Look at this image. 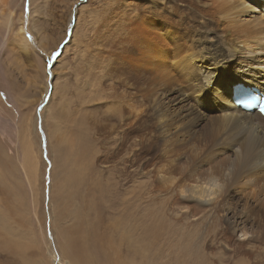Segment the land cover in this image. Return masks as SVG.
<instances>
[{
  "label": "rangeland",
  "instance_id": "rangeland-1",
  "mask_svg": "<svg viewBox=\"0 0 264 264\" xmlns=\"http://www.w3.org/2000/svg\"><path fill=\"white\" fill-rule=\"evenodd\" d=\"M153 1L16 0L15 6L11 1L5 6V13L0 5V264H122L130 256L126 246L144 227L151 239L146 262L140 255L134 256L138 264L217 263L215 249L185 244L187 231L181 229L164 198V185L155 171L164 173V138L156 142L152 164L140 168L144 159L132 156L140 146L132 151V139L118 140L125 127L118 133L114 127L112 105L129 108L127 103L138 104L137 97L142 99L144 91L152 88L148 75L134 76L133 80L144 81L139 88L132 85L124 68L127 73H120L117 40L122 32L146 28L147 23L149 42L162 46L164 0ZM20 26L24 27L21 31L27 29L24 35L32 50L26 54L13 40ZM40 34L43 42L50 41L45 48L39 45ZM53 52L58 56L52 58ZM118 64L119 71L114 72ZM116 89L119 96L114 94ZM127 92L137 97L126 96L130 95ZM160 94L158 105L164 110V94ZM205 106L209 103L200 104L209 112ZM163 113L153 116L150 110L145 119L158 138L164 136ZM24 140L31 145L30 163L25 158ZM189 148L187 144L185 151ZM116 168L131 176L127 180L121 176L119 184ZM110 184L119 211L111 219L96 218L98 213L89 211L87 204L97 207L102 190L111 188ZM126 210L130 214L125 217ZM117 218L123 219L114 228Z\"/></svg>",
  "mask_w": 264,
  "mask_h": 264
},
{
  "label": "bare ground",
  "instance_id": "bare-ground-1",
  "mask_svg": "<svg viewBox=\"0 0 264 264\" xmlns=\"http://www.w3.org/2000/svg\"><path fill=\"white\" fill-rule=\"evenodd\" d=\"M10 1L14 6L17 3L16 0H0L2 13ZM249 1L164 0L162 46L149 42L147 23H144L146 28L137 26L135 30L122 32L117 40L121 53V59H116L122 66L120 73L128 72L127 77L134 87L141 88L144 84V81L133 80L136 74L148 75L152 80L148 81L152 88L145 87L148 91H144L142 99L132 91L138 104L137 101L127 103L129 108L111 106L116 112L113 115L117 118L113 116V120L117 133L125 127L123 133L119 131L118 140L132 139L129 145L132 151L134 146H140L132 156L136 160L144 159L140 165L143 168L154 159L156 142L164 138V173L155 170L160 185H164V198L171 204L181 229L187 231V236L183 235L185 244L190 248L206 245L215 249V264H264V118L255 110H243L231 98L237 84L246 88L254 85L261 93L264 90V0ZM122 12L120 15H125ZM135 16L137 20L140 18V15ZM120 17L115 21L118 25ZM32 27L36 29L34 21ZM23 28H18L13 40L19 51L26 54L32 50L24 35L27 29L21 31ZM43 41L40 34L39 45L45 48L50 41ZM113 70L119 71V64ZM209 85L214 88L210 89ZM160 86H164L163 90ZM118 91L122 94L120 89ZM158 92L164 94V110L158 105L161 100ZM114 94L120 95L117 89ZM207 103L209 107L205 108L213 113L200 107ZM169 105L178 118L169 111ZM150 110L153 116L164 112V136L161 134L160 138L156 136L158 132L152 133L153 125L145 121ZM187 144L190 150L185 151ZM24 146L25 158L30 163L31 145L24 140ZM131 147H128L130 151ZM115 173L119 184L121 176L124 180L131 176L123 168H116ZM112 185L117 187V183ZM112 185L102 190V204L97 207L87 204L89 211L98 213L96 216L94 212V217L111 219L119 211ZM126 212L125 217L130 214ZM117 219L113 227H118L123 218ZM150 239L147 227L138 231L129 247L126 246L130 256L121 263L138 264L135 255H140L145 263Z\"/></svg>",
  "mask_w": 264,
  "mask_h": 264
},
{
  "label": "snow or ice",
  "instance_id": "snow-or-ice-1",
  "mask_svg": "<svg viewBox=\"0 0 264 264\" xmlns=\"http://www.w3.org/2000/svg\"><path fill=\"white\" fill-rule=\"evenodd\" d=\"M56 56H58V53L57 52H53L52 53V58H55ZM260 111L262 114H264V102L261 103L260 105Z\"/></svg>",
  "mask_w": 264,
  "mask_h": 264
}]
</instances>
